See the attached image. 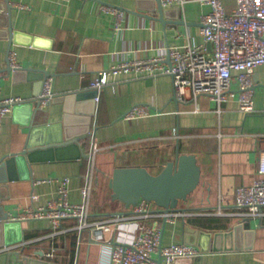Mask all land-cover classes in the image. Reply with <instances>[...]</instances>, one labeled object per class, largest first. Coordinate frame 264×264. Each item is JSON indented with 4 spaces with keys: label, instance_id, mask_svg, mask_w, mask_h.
<instances>
[{
    "label": "crops",
    "instance_id": "crops-1",
    "mask_svg": "<svg viewBox=\"0 0 264 264\" xmlns=\"http://www.w3.org/2000/svg\"><path fill=\"white\" fill-rule=\"evenodd\" d=\"M151 1L154 0H9L10 10L6 13L0 0V96H20L28 101L34 92L37 72L28 76L24 72L4 71L8 67L9 48L15 49L20 67L51 74L54 95H63L89 90L90 79L97 72L120 62L161 57L166 65L169 46L201 43L200 16L209 10L206 4L186 0L182 6L177 5L183 24L164 26L153 18L158 12L150 9ZM224 2L228 7L234 3ZM103 4L123 10L118 29L113 28L115 14L105 11ZM8 20L18 31L20 41L10 46L4 31ZM30 40L35 43H28ZM253 76L255 112L244 113L238 108L237 96L220 104L203 93L196 100L189 95L184 101L175 99L169 74L148 75L131 68L109 75V83L96 102L89 135L82 142L81 151L88 156L74 158L69 150L59 151L52 154V159L32 162L30 179L0 182V206L7 219L26 207L45 205L56 194V177L70 176L69 199L79 202L89 171L93 138L100 149L94 163L88 220L101 221L125 214L131 205L111 200L108 181L114 167L143 165L151 173H158L174 158L178 144L180 152L195 154L201 167L199 186L178 205L191 213L171 223L156 217L142 219L140 223L160 227L163 244H194L202 253L192 264H264V206L261 215L251 220V239L245 234L236 240L232 236L220 239L219 245L229 248L202 250L196 243L199 236L190 230L196 227L225 231L245 217L244 208L235 204L234 193L238 186L252 183L259 175V160L264 151V64L255 67ZM41 88L39 85L38 92ZM236 88L235 80L232 89ZM71 103L67 120L77 129L83 116L77 111V101ZM139 103L151 107L150 116L124 118L123 114ZM64 106L62 102H49L36 110L34 104L24 102L13 107L0 124V157L20 151L30 137L38 139L43 135L42 127L62 121ZM13 168L19 173L16 166ZM19 223L14 226L21 230L22 241L14 244L20 245L15 248L24 247L23 253L27 255L59 264H110V246L96 242L89 230L80 235L75 220L66 219V231L53 235L50 222L45 219H25ZM110 235L106 233L105 237ZM6 238L7 233L0 229V240ZM248 239L252 241L251 248L245 247ZM206 240L202 237L203 246ZM51 244L57 248L54 256L46 253ZM40 250L41 256L36 253Z\"/></svg>",
    "mask_w": 264,
    "mask_h": 264
},
{
    "label": "built area",
    "instance_id": "built-area-1",
    "mask_svg": "<svg viewBox=\"0 0 264 264\" xmlns=\"http://www.w3.org/2000/svg\"><path fill=\"white\" fill-rule=\"evenodd\" d=\"M186 0H161L165 6L179 5ZM209 8L200 16L201 43L194 45L169 46L168 56L171 64H164L161 57L123 61L109 69L97 72L90 79V87L97 90L94 96L98 103L102 88L109 83V75L134 68L148 75L169 74L173 84V94L177 100L184 101L187 95L194 100L203 94L209 95L218 104L237 96L238 108L244 113L255 112L254 70L264 64V0H233L228 7L224 0H200ZM22 6V5H21ZM105 11L115 14L113 28L118 29L123 10L116 6L103 4ZM210 45V48L208 47ZM211 50V51H208ZM8 66L19 68L15 49L9 48ZM236 80L237 88L232 89ZM42 88L37 95L39 108L46 107L54 95L53 76L45 74ZM235 92H237L235 94ZM26 101L20 96H0V124L11 112L15 104ZM151 107L147 104H134L123 115L126 119L150 116ZM100 146L93 138L90 144L89 171L80 190L81 200L69 199L70 176L56 177L57 190L54 197L45 205L22 209L9 220L45 219L52 227L51 235L66 231V219L77 221L80 235L89 230L94 233L96 242L110 246V264H176L178 258H196L202 252L192 243H162V230L158 226H143L140 220L159 218L165 222H175L178 217L187 216L189 210L179 207L165 210L154 201L140 198L131 205L125 214L118 213L101 221H89L90 197L93 189L94 163ZM259 175L250 184H241L234 193L235 204L243 207V216L257 218L264 206V151L259 160ZM111 235L106 238L105 234ZM19 244L4 246L0 250H10ZM56 247L51 244L47 255L54 256Z\"/></svg>",
    "mask_w": 264,
    "mask_h": 264
},
{
    "label": "water",
    "instance_id": "water-1",
    "mask_svg": "<svg viewBox=\"0 0 264 264\" xmlns=\"http://www.w3.org/2000/svg\"><path fill=\"white\" fill-rule=\"evenodd\" d=\"M6 6V13L10 10L9 0H2ZM155 6L150 5L151 10L158 12L156 17H153L160 21L164 26L166 23L183 24V20L179 18V6H163L161 0H154ZM5 35L10 44L19 43L17 39L18 31L13 29L11 22L8 20L5 25ZM28 43L34 44L30 40ZM166 61L171 64L169 56ZM165 61V62H166ZM8 66V61H7ZM7 73L24 72L25 75L31 76L34 72H37V76L34 79V92L33 97L24 101L25 103L34 104L36 110L39 109V101L37 100L38 86L42 85V79L45 73L42 70L30 67L12 68L8 66L4 69ZM97 94V90L90 88L89 90H76L72 92L63 93V95H53L50 99L51 102L64 103L63 120L56 123H50L46 127H42L45 131L43 135L38 139L30 137L29 141L25 144L20 151L12 152V154H4L0 157V182H6L8 180L15 179H30L32 177L31 164L35 161L44 159H52L53 153L59 151L69 150L72 152V157L80 158L82 154L87 157V153H82V142L88 137L89 124L95 109L94 96ZM176 99V96H174ZM77 101V111L82 113L81 119L82 125L75 129L70 125L67 120L68 106L71 102ZM21 102V103H24ZM18 103V104H21ZM15 104L13 107H15ZM41 129V130H42ZM42 134V133H41ZM74 151H72V150ZM16 166V170L19 173H15L13 167ZM201 179V167L197 163L196 155L193 153H182L178 144H176V152L173 159L167 161L164 167L158 173H151L149 169L143 165H117L114 167L111 177L109 178L108 185L111 189V200L124 202L127 207L134 205L142 198L147 201L155 202L158 206L165 210L178 207L180 201H186L187 195L194 191L200 184ZM251 217H244L240 222L233 225L230 229L225 231H208L199 230L196 227H191L193 235L199 236V240L196 242L201 246L202 250L211 248L213 250H221L229 248L226 244L220 246V239L233 237L235 240L239 239L241 235L245 234L248 238H252L253 229L251 228ZM20 225L18 220L11 221L7 219V213L0 206V229L5 231L8 238L0 240V247L4 245H10L22 241V234L20 229H16L14 225ZM202 237L207 238L206 245L203 246L201 242ZM246 248H251V240H247ZM188 242V241H186ZM208 243V246H207ZM206 248V249H205ZM234 248H239L234 245ZM24 247L15 248L10 250L0 251V264H59L54 261H47L43 258L34 257L23 253ZM39 256L42 255V250L36 252ZM188 262L192 264L194 258H178L175 263L180 261Z\"/></svg>",
    "mask_w": 264,
    "mask_h": 264
}]
</instances>
